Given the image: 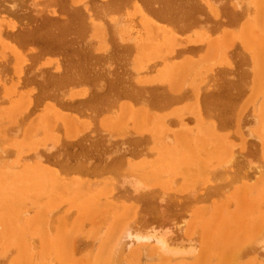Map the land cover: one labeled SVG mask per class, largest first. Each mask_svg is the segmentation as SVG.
I'll list each match as a JSON object with an SVG mask.
<instances>
[{"label": "rangeland", "instance_id": "1", "mask_svg": "<svg viewBox=\"0 0 264 264\" xmlns=\"http://www.w3.org/2000/svg\"><path fill=\"white\" fill-rule=\"evenodd\" d=\"M41 1L0 0V264H163L128 245L123 224L168 226L195 254L210 242L204 264L230 253L234 233L235 264H264V244L247 248L264 230V77L251 71L264 61V2L210 0L212 12L203 0H88L96 27L78 29L80 5ZM149 28L160 33L151 48ZM123 104L143 116L118 120ZM128 172L146 188L122 184ZM118 236L129 247L113 257Z\"/></svg>", "mask_w": 264, "mask_h": 264}, {"label": "bare ground", "instance_id": "2", "mask_svg": "<svg viewBox=\"0 0 264 264\" xmlns=\"http://www.w3.org/2000/svg\"><path fill=\"white\" fill-rule=\"evenodd\" d=\"M39 1V0H38ZM48 1H52V0H48ZM104 1H106V0H103L102 2H104ZM193 1V0H192ZM204 2H206V8L207 9H209L210 11H212V12H216V11H218V10H216V5L218 4H214V3H212L210 0V2L209 1H207V0H203ZM248 1V0H247ZM246 1V2H247ZM42 2V1H41ZM53 2V1H52ZM51 2V3H52ZM56 2V1H55ZM88 0H72V4H71V0L69 1V5L71 6H69L70 8H74V6L73 5H80V8H74V13H72V15H73V17L75 18V19H77V25H78V29H80V27H82V25H83V27H89V28H91V29H93V28H95L96 27V25H94L93 24V22H92V20H91V13H90V5L88 4ZM125 2V1H124ZM199 2H200V0H199ZM216 2V1H215ZM245 2V3H246ZM252 2H253V0H252ZM251 2V3H252ZM255 2V1H254ZM257 2V3H256ZM256 4L257 5H259V4H262L263 2H264V0H256ZM14 3V2H13ZM36 3V2H35ZM43 3V2H42ZM48 3V2H47ZM46 2H45V0H44V3H43V5H48V6H50V8L52 7V5H49V4H47ZM96 3V2H95ZM99 3L100 4H102L101 3V1L99 0ZM98 3V4H99ZM105 3V2H104ZM201 3V2H200ZM203 3V2H202ZM235 3H237V2H235ZM12 4V3H11ZM41 4V3H40ZM125 4V3H124ZM123 4V5H124ZM241 4V3H240ZM248 4V3H247ZM247 4H243V5H239V9H241V7L243 8V6L244 5H246L247 6ZM253 4V3H252ZM264 4V3H263ZM13 5V4H12ZM41 6V7H43L42 8V10L44 9V6ZM93 5V4H92ZM257 5H255V6H257ZM47 6V7H48ZM103 6H104V4H103ZM106 6V5H105ZM110 6V5H109ZM238 6V5H237ZM236 6V7H237ZM244 7L243 9H247V7ZM251 6V5H250ZM12 7V6H11ZM14 7V6H13ZM46 7V8H47ZM101 8H102V5L100 6ZM108 7V6H107ZM149 7V6H148ZM204 7V6H203ZM263 7V6H262ZM33 8H35V7H33ZM46 8L44 9L45 10V13H46ZM49 7H48V9H50ZM53 8H56L55 6L53 7ZM92 8V7H91ZM264 8V7H263ZM37 9V8H36ZM47 9V10H48ZM115 9V8H114ZM123 9V8H122ZM242 9V10H243ZM252 9V8H251ZM33 10V9H32ZM40 10H41V8H40ZM41 10V11H42ZM100 10V9H99ZM109 10V9H108ZM34 11V10H33ZM38 11H39V9H38ZM40 11V12H41ZM104 11V10H103ZM111 11V10H110ZM37 12V11H36ZM40 12H39V14H40ZM48 12V11H47ZM49 12H54V11H52V9H51V11H49ZM48 12V13H49ZM112 12H115V11H112ZM117 12V11H116ZM120 13L122 12V11H119ZM241 12V11H240ZM239 12V13H240ZM243 12H244V10H243ZM242 12V13H243ZM256 12V11H255ZM38 13V12H37ZM42 13V12H41ZM43 13H44V11H43ZM52 13H49V14H52ZM54 13H56V11L54 12ZM97 13H100V12H97ZM48 14V15H49ZM60 14V13H59ZM119 14V13H118ZM199 14V13H198ZM37 15V14H36ZM103 14H101V16H102ZM38 16H41V15H38ZM50 16V15H49ZM52 16H53V14H52ZM55 16H56V14H55ZM61 17L63 16V15H60ZM118 16V15H117ZM95 17H97V16H95ZM223 17V16H222ZM41 18V17H40ZM60 18V17H59ZM64 18V16L62 17V20H58V21H64V23H66L65 22V20H66V18L65 19H63ZM104 18V17H103ZM116 18H118V17H116ZM120 18V17H119ZM122 18V17H121ZM259 18V17H258ZM122 20V19H121ZM120 20V21H121ZM124 20V19H123ZM141 20L143 21V22H146V23H148V25L150 26V24H149V22L148 21H146L145 20V18L142 16L141 17ZM137 21V20H136ZM258 21V20H257ZM261 21H263V23H264V19H262ZM108 22V21H107ZM112 22V23H111ZM118 22H119V20L118 19H114V18H112L111 20H109V22H108V24L112 27V36H113V33H114V30H116V25L118 24ZM142 22V23H143ZM33 23V22H32ZM34 24V23H33ZM106 24V23H105ZM152 25V24H151ZM238 25V24H237ZM102 26V25H101ZM115 27V29H113L114 27ZM137 26V25H136ZM139 26V25H138ZM153 26V25H152ZM110 27V28H111ZM122 27V26H121ZM151 27V26H150ZM207 27V26H206ZM52 29H53V27H51ZM106 28V27H105ZM105 28H103L102 27V29L103 30H105ZM120 28V27H119ZM83 29V28H82ZM123 29V28H122ZM150 29V28H149ZM148 29V30H149ZM264 28H262V30H263ZM151 30H153V31H151ZM85 31H86V29H85ZM107 31V30H106ZM120 31V30H119ZM130 31V30H129ZM154 31H157L155 28H152V29H150V32L149 33H147V37H149V39H145V40H147V43L146 44H151V43H155L153 40H152V42L151 43H149L150 41H151V39H154L153 38V36H159V32L158 33H156V32H154ZM251 32V31H250ZM256 32V31H255ZM2 33V32H1ZM87 33H89V32H87ZM168 33V32H167ZM8 34V33H7ZM118 34H119V32H118ZM127 34V33H126ZM164 34V33H163ZM249 34V33H248ZM104 35H105V33H104ZM110 35V34H109ZM125 35V34H124ZM144 35H145V33H144ZM88 36V35H87ZM103 36V35H102ZM107 36V38H108V35H106ZM111 36V37H112ZM119 36V35H118ZM129 36V35H128ZM150 36L152 37L151 39H150ZM160 36H162V35H160ZM164 36V35H163ZM261 36V35H260ZM99 37H101V36H99ZM248 37H249V35H248ZM107 38H105V39H107ZM118 38V37H117ZM130 38V40H134V37H133V39H131V37H129ZM128 38V39H129ZM156 38H159V37H156ZM156 38H155V40H156ZM243 38V37H242ZM116 39V38H115ZM252 39V38H251ZM144 40V41H145ZM84 41H85V39H84ZM120 41V40H119ZM167 41V40H166ZM88 42V41H87ZM105 42V41H104ZM127 42V41H126ZM135 42V41H134ZM133 42V43H134ZM83 43V42H82ZM91 43V42H90ZM124 43V42H123ZM122 43V44H123ZM205 43V42H204ZM142 44H143V41H142ZM86 45V44H85ZM110 45H111V43H110ZM129 45H130V43H129ZM137 45V44H136ZM145 45V44H144ZM144 45H142V46H144ZM148 45H146V47L147 48H151V46L149 45V47H148ZM153 45H156V44H153ZM164 45V44H163ZM168 45V44H167ZM128 46V45H127ZM134 46V45H133ZM165 46V45H164ZM164 46H162L163 48H165ZM259 46V45H258ZM90 47V46H89ZM139 47H141V43L139 44V46L137 47L139 50H140V48ZM156 47V46H155ZM159 47V46H158ZM119 48V47H118ZM136 48V47H135ZM142 48H144V47H142ZM141 48V49H142ZM23 49V48H22ZM108 49V48H107ZM162 49V48H161ZM160 49V50H161ZM167 49V48H166ZM173 49V48H172ZM259 51L258 52H260V48L258 47L257 48ZM21 50V49H20ZM89 50V49H88ZM144 50V49H143ZM149 50V49H148ZM148 50H147V52H148ZM157 50H158V48H157ZM159 50V51H160ZM111 51V50H110ZM146 51V50H145ZM154 51V50H153ZM176 51V50H175ZM255 51V50H254ZM140 52V51H139ZM157 52V51H156ZM151 53H152V51H151ZM151 53H150V55H151ZM92 54V53H91ZM120 54V53H119ZM141 54L143 55L144 54V52L142 53L141 52ZM153 54H154V52H153ZM219 54V53H218ZM128 55V54H127ZM129 55H131V54H129ZM150 55H148V56H150ZM259 55V54H258ZM257 55V56H258ZM132 56V55H131ZM145 56V55H144ZM216 56H218V55H216ZM126 57V56H125ZM129 57V56H128ZM142 57V56H141ZM108 58H109V56H108ZM115 58V57H114ZM127 58V57H126ZM136 58V57H135ZM38 59V58H37ZM93 59V58H92ZM162 59H164L165 60V58H162ZM261 59V58H260ZM259 59V60H260ZM111 60V59H110ZM128 60V59H127ZM143 60V59H142ZM249 60V59H248ZM258 60V61H259ZM68 61V60H67ZM130 61V60H129ZM145 61V60H144ZM201 61V60H200ZM160 62V61H159ZM264 61H262V63H263ZM60 63V62H59ZM71 63V62H70ZM129 63V62H128ZM153 63V62H152ZM262 63L260 62V64L262 65ZM130 64V63H129ZM149 64H151V63H149ZM198 62L195 64V66L194 67H197L198 66ZM204 64V63H203ZM152 65H154V63L152 64ZM159 65V64H158ZM261 65H260V67H261ZM9 66V65H8ZM143 66V65H142ZM148 66H149V68L150 67H153L154 68V66H151V65H147L146 66V68H148ZM171 66H173V65H171ZM57 67V66H56ZM89 67V66H88ZM96 67V66H95ZM257 68V70H256V68L253 70V69H251V71H253V73H257V76H258V78H262V77H264V76H262V75H264V73H263V68L261 67V68ZM59 68H60V66H59ZM140 68V67H139ZM148 68V69H149ZM180 68V66H173L171 69V72L172 71H178V69ZM96 69V68H95ZM152 69V68H151ZM166 69V68H165ZM191 69V68H190ZM195 69V68H194ZM228 69V68H227ZM52 70V69H51ZM64 70V69H63ZM37 71H39V70H37ZM101 71V70H100ZM26 72V71H25ZM145 72V71H144ZM193 72V71H192ZM170 74V73H169ZM175 74V73H174ZM1 75V74H0ZM59 75V74H58ZM134 75V74H133ZM174 76V75H173ZM187 76H189V75H187ZM186 76V77H187ZM11 78V77H10ZM131 78V77H130ZM259 79L260 80V82L261 81H263V79ZM187 79V78H186ZM185 80V79H184ZM213 80V79H212ZM10 81V80H9ZM25 83V82H24ZM79 84V83H78ZM261 86H262V82L261 83H259ZM73 85V84H72ZM81 85V84H80ZM133 85H135V84H133ZM153 85V84H152ZM163 85V84H162ZM260 85H259V87H260ZM41 86V85H40ZM71 86V85H70ZM79 86V85H78ZM103 87V86H102ZM154 87H155V85H154ZM18 88V87H17ZM73 88V87H72ZM261 88V87H260ZM20 89V88H19ZM18 90V89H17ZM90 90V89H89ZM161 90V89H160ZM261 90V89H260ZM135 91V90H134ZM193 91V90H192ZM145 92V91H144ZM196 92V91H195ZM255 92V91H254ZM154 93V92H153ZM192 93H194V91L192 92ZM16 94V93H15ZM260 94V93H259ZM148 95V94H147ZM163 95V94H162ZM177 95V94H176ZM137 97V96H136ZM192 97V96H191ZM190 97V98H191ZM4 99V98H3ZM170 100H173V98H172V96H171V99ZM253 100V99H252ZM256 100V99H255ZM139 102V101H138ZM24 103V102H23ZM22 103V104H23ZM115 103V102H114ZM147 104V103H146ZM67 107V106H66ZM131 106H129L128 104H123V105H120L119 107H118V111H119V115L117 116V119L119 120L121 117H126V116H133V117H135V115H134V113H137V115H139L138 117H141V116H143V113L140 111L141 109H139V110H136V111H134V110H131V108H130ZM238 108V107H237ZM106 111V110H105ZM133 113V114H132ZM147 113V112H146ZM149 115V114H148ZM20 116V115H19ZM112 116V115H111ZM82 117V116H81ZM137 117V118H138ZM264 117V116H263ZM136 118V117H135ZM140 119V118H139ZM150 119V118H149ZM117 120V121H118ZM137 120V119H136ZM147 120V119H146ZM237 122H238V120H237ZM18 123V122H17ZM124 128H125V126H123ZM66 128V127H65ZM7 131V130H6ZM103 131V130H102ZM104 132V131H103ZM106 132V131H105ZM186 132V131H185ZM124 133V132H123ZM130 133V132H129ZM242 133V132H241ZM166 134V133H165ZM169 134V133H168ZM178 134H180V133H178ZM183 135H185V133H182ZM208 134H210V132H208ZM126 135V134H125ZM190 135V134H189ZM241 135V134H240ZM131 136V135H130ZM180 136V135H179ZM182 136V135H181ZM244 136V135H243ZM123 137H124V135H123ZM169 137V136H168ZM121 138V137H120ZM167 138V137H166ZM202 138H205V137H203V136H201V139ZM144 139V138H143ZM168 139V138H167ZM207 139H209L208 137H207ZM207 139L205 140V142L207 141ZM91 140V139H90ZM109 140V139H108ZM137 140V139H136ZM160 140V139H159ZM162 140V139H161ZM164 140H165V137H164ZM182 140H183V138H182ZM198 140H200V138L198 139ZM110 141V140H109ZM208 143V142H207ZM195 144H196V142H195ZM184 145H186V143L184 142V140L183 141H181L180 142V144L178 145V148H174V149H179V148H181V147H185ZM190 146H192L191 145V143L189 144ZM197 145V144H196ZM219 146L220 145H222V144H218ZM217 145V146H218ZM198 146V145H197ZM196 146V147H197ZM263 146H264V144H263ZM45 147V146H44ZM199 147H200V145H199ZM198 147V148H199ZM119 148V147H118ZM124 148V147H123ZM135 148V147H134ZM188 148H190V147H188ZM220 148H223V145L220 147ZM6 149V148H5ZM122 149V148H121ZM197 149V148H196ZM38 151V150H37ZM119 151V150H118ZM180 151V150H179ZM187 151V152H186ZM186 153L189 155V150H187L186 149ZM228 151V150H227ZM233 151V150H232ZM261 151H263L262 149H261ZM0 152H2V151H0ZM4 152V151H3ZM41 152H43V151H41ZM41 152H40V154H38V152H35L34 154L35 155H39V157L41 156ZM125 152V151H124ZM146 152V151H145ZM144 152V153H145ZM199 152V151H198ZM197 152V153H198ZM226 152V151H225ZM13 153V152H12ZM135 153V152H134ZM152 153V152H151ZM179 153V152H178ZM183 153H184V151H183ZM197 153H195V154H193L192 153V157L193 156H195L196 157V154ZM4 154V153H3ZM33 154V155H34ZM43 154V153H42ZM116 154V153H115ZM137 154V153H136ZM181 154V155H180ZM180 156L182 157V156H184V155H182V153L180 152ZM132 155V154H131ZM232 155V154H231ZM230 155V156H231ZM241 155V154H240ZM179 156V157H180ZM3 157V156H2ZM38 156H36V158H37ZM132 157V156H131ZM190 157V156H189ZM189 157H188V159H189ZM232 157V156H231ZM230 157V158H231ZM1 158V157H0ZM33 158V157H32ZM42 158V157H41ZM119 158V160L121 159V161H124L125 162V158H123L122 156H119L118 157ZM183 158L184 157H182V159L181 160H183ZM230 158H228V159H226L227 161H229L230 162ZM3 159V158H2ZM89 159V158H88ZM112 159V158H111ZM110 159V160H111ZM185 159V158H184ZM114 160V159H113ZM186 160V159H185ZM184 160V161H185ZM191 159H189V161H190ZM29 161V160H28ZM89 161V160H88ZM91 161V160H90ZM196 161V160H195ZM195 161H193L192 160V162L196 165L195 167H197V165H199L198 164V162H195ZM227 161H224V163H223V166L224 165H227V164H225V162L227 163ZM114 162V161H113ZM228 162V163H229ZM249 163V162H248ZM124 164V163H123ZM184 164H185V162H184ZM190 164H191V162H190ZM186 165V164H185ZM251 165V164H250ZM82 166V165H81ZM123 166H125V165H123ZM122 166V167H123ZM140 166H143V165H140ZM200 166V165H199ZM219 166H222V164L221 165H219ZM145 167V166H144ZM109 168V167H108ZM226 168V167H225ZM115 169V168H114ZM201 169V168H200ZM128 170V169H127ZM127 170H125V171H127ZM144 170V169H143ZM137 171V170H136ZM141 171V170H140ZM222 171H224V170H222ZM227 171V170H226ZM225 171V172H226ZM119 172H120V170H119ZM122 172V171H121ZM219 172V171H218ZM133 172H128V173H125L126 175H123L122 174V177L123 178H121V182H122V184H124L125 183V185H130V188H131V190L132 191H135V192H139V189H142L141 187H143V190L146 188V186H147V184H145L144 183V181L142 180L143 178L142 177H140V176H138V175H136L135 173H133V175H128V174H132ZM221 172H219V174H220ZM151 174H153V172H151ZM149 175H150V173H149ZM148 175V177H153V176H155V175H153V176H149ZM119 176V175H118ZM255 176V175H254ZM208 178V177H207ZM49 179V178H48ZM123 180H124V183H123ZM145 180V179H144ZM115 182V181H114ZM151 182V181H150ZM174 182V181H173ZM119 183V182H118ZM120 185H121V183H119ZM144 184H145V188H144ZM149 184V183H148ZM230 185V184H229ZM122 186V185H121ZM120 186V187H121ZM248 186V185H247ZM90 187V186H89ZM150 186H148L147 188H149ZM242 187V186H241ZM91 188V187H90ZM153 188V187H152ZM115 190V189H114ZM248 190V187H245L244 186V188L242 187V189H241V191L239 190V191H237L236 192V197L237 198H241L242 196H245V194H243L245 191H247ZM134 193V192H133ZM132 193V194H133ZM165 193V192H164ZM163 193V194H164ZM126 194V193H125ZM137 194V193H136ZM167 195V194H166ZM162 195H159V197L160 198H162L161 197ZM168 196V195H167ZM190 197V196H189ZM221 197V196H220ZM219 197V198H220ZM261 197V196H260ZM159 198V199H160ZM197 198V197H196ZM262 198V197H261ZM117 199V198H116ZM260 199V198H259ZM89 200V199H88ZM87 200V201H88ZM256 202L258 201V200H255ZM80 202H81V200H80ZM86 202V201H85ZM133 202V201H132ZM81 203H83V202H81ZM91 202H86V203H84V204H82V206H88V205H91L90 204ZM135 203V202H134ZM227 203V202H226ZM261 203V201L259 202V204ZM246 204H248V203H246ZM245 204V205H246ZM256 204V203H255ZM262 204L263 203H261V206H262ZM250 205H251V203H250ZM264 205V204H263ZM247 207H246V209L248 208V205H246ZM256 206H259L258 204H256ZM88 208V207H87ZM108 208V207H107ZM264 208V207H263ZM81 209V208H80ZM249 209V208H248ZM251 210V209H250ZM26 212V211H25ZM25 212H22V213H25ZM250 212H253V210H251ZM134 213H135V211H134ZM43 214V213H42ZM52 214V213H51ZM50 214V215H51ZM70 214V213H69ZM82 214V213H81ZM21 215V214H20ZM136 215V214H135ZM48 216V215H47ZM19 217V216H18ZM21 217V216H20ZM19 217V218H20ZM3 218V217H2ZM182 219V218H181ZM260 220H261V218H259ZM40 220V219H39ZM38 219H37V221H39ZM133 220V219H132ZM260 220L258 221V223L260 222ZM41 221V220H40ZM128 222V221H127ZM183 222V221H182ZM41 223V222H40ZM65 223V222H64ZM118 223V222H117ZM184 223V222H183ZM47 224V223H46ZM63 224V223H62ZM119 224V223H118ZM120 225V224H119ZM125 225H126V227H125ZM123 224V225H120V226H124V230H126L125 232H124V230L123 229H121V235H123V236H125L126 238L127 237H129L130 239H132L133 240V242H131V240H128L129 238H127V241H128V245H130L129 244V242H131L132 244H134V243H136V245L137 246H140L139 248V252H140V250L142 251V252H144L143 254H145V252H149V251H151L150 253L152 254V256H156L157 258H159V259H161V261H162V263L163 264H171V262L172 261H174V260H176L177 262H180L181 264H185V263H187V264H204V263H206L207 262V258H208V256H210L211 255V251H213L212 249H210V250H208V247H210V245H211V243L209 242V244H205V245H201V248L199 249V252H198V254H195L194 252H195V246H194V240H192V238H188V241H186L187 239H185V240H183V241H181V239H180V241L179 240H173V237H172V234H170V233H173V232H171L170 231V229L168 228V226H165V225H158V226H155V225H148V226H145V227H142V228H135V227H132V228H135V229H132L131 228V226H130V228L128 227L129 225L128 224ZM128 225V226H127ZM263 225V226H262ZM61 226V225H60ZM260 226V228H259V230L261 229V226H262V228L264 227V224L263 223H261V225H259ZM217 227V226H216ZM123 228V227H122ZM171 228V227H170ZM178 228H179V226H178ZM212 228H213V226H212ZM116 229H117V226H116ZM115 229V230H116ZM182 229V228H181ZM194 229V228H193ZM196 229V228H195ZM214 229H216L215 227H214ZM61 230V229H60ZM114 230V231H115ZM119 230H120V228H119ZM213 230V229H212ZM258 230V231H259ZM76 231V230H75ZM116 232V231H115ZM114 232V233H115ZM120 232V231H119ZM216 232V231H215ZM62 233H63V231H62ZM113 233V234H114ZM117 233V232H116ZM192 233H193V231H192ZM212 233H214V232H212ZM66 234V233H65ZM119 234V233H118ZM119 234V235H120ZM173 234H175V233H173ZM211 234V233H210ZM233 234V236H231V238L229 239L228 238V240H222V243H223V241H224V243L223 244H226V243H230L231 244V246L229 247L230 249H232L231 251H230V249H229V251L228 252H233V253H229L228 255L227 254H225V251L223 252V254H225V256L224 255H221V257L220 256H218L217 257V264H219V261H221V263L222 264H235L236 263V261H237V258H238V256L240 255V253H241V251H239L235 246H233V244H234V238L233 237H236L237 236V234H235L234 235V233H232ZM111 235V234H110ZM115 235L116 234H114L113 235V239H115ZM205 235V234H204ZM49 236H50V233H49ZM123 236H121V237H119L118 236V238L119 239H116V242L118 243V241H119V245H118V247H117V245H113V246H115L114 248H115V250H113L114 248L113 247H111L112 248V252H111V254H114L113 255V257H115V255H118L119 253L121 254L122 252L121 251H124V249H123V247H129L125 242H124V240H121L122 238H123ZM193 236H194V234H193ZM91 238V237H90ZM111 238H112V235H111ZM116 238H117V236H116ZM126 238H125V240H126ZM197 238V237H196ZM258 239H255L254 240V238H253V244L254 245H248L247 246V248H248V250H252L251 252H253V250L255 249V246H256V244H257V246L258 247H260V245H262V244H264V230L262 231V233L260 234V236H258L257 237ZM112 239V240H113ZM124 239V238H123ZM175 239V238H174ZM203 239L206 241L207 239H206V237H204L203 236ZM209 239V238H208ZM49 240V239H48ZM118 240V241H117ZM199 240V239H198ZM87 241V240H86ZM185 241V242H184ZM192 241V242H191ZM197 241V240H196ZM67 242H68V240H67ZM115 242V243H116ZM122 242H124V245L125 246H121V243ZM153 244L152 245V247L153 248H151V250L149 249H147L148 247H145V245H149V244ZM196 243V242H195ZM249 243V242H248ZM247 243V244H248ZM251 243V244H252ZM48 244H49V242H48ZM58 244H59V242H58ZM61 244V243H60ZM59 244V245H60ZM131 244V245H132ZM222 244V245H223ZM111 245V246H112ZM123 245V244H122ZM20 246V245H19ZM121 246V247H120ZM56 247H58V246H56ZM61 247V246H60ZM59 248V247H58ZM106 248V247H105ZM110 248V249H111ZM119 248H121L122 250L120 251V250H118ZM211 248V247H210ZM21 249V248H20ZM34 249V248H33ZM126 249V248H125ZM219 249V248H218ZM217 249V250H218ZM31 250V249H30ZM83 250V249H82ZM103 250H106V249H103ZM196 250H197V247H196ZM57 251V250H56ZM114 251V252H113ZM117 251H119L118 253H117ZM244 251V250H243ZM46 252V251H45ZM89 252V251H88ZM214 252H216V249L214 248ZM102 253V252H101ZM103 253H107L106 251H104ZM58 254H59V252H58ZM119 254V255H120ZM218 254V253H217ZM257 254V253H256ZM129 255H130V253H129ZM216 255V254H215ZM229 255H230V258H229ZM126 256V255H125ZM195 256V260L194 261H191L192 260V258ZM63 257H65V254H64V256ZM101 257V256H100ZM102 257H103V255H102ZM104 257H106V256H104ZM129 257V256H128ZM91 258V257H90ZM117 258V257H116ZM116 258H114V259H116ZM216 258V257H215ZM63 259V258H62ZM65 259V258H64ZM139 259V258H138ZM1 260V259H0ZM210 260V259H209ZM110 261V262H109ZM109 261H108V263H107V260H103V258H102V260H101V262H100V264H112V261L109 259ZM120 262V260H117V262ZM124 260H122L120 263H122ZM126 261H128V260H126ZM125 261V262H126ZM187 261V262H186ZM185 262V263H184ZM209 262V261H208ZM119 263V264H120ZM124 263V262H123ZM139 262L137 261H135L134 259H132L131 258V256H130V263L129 264H138ZM32 264V263H31ZM89 264V263H88ZM114 264V263H113ZM126 264H127V262H126ZM209 264H210V262H209Z\"/></svg>", "mask_w": 264, "mask_h": 264}]
</instances>
